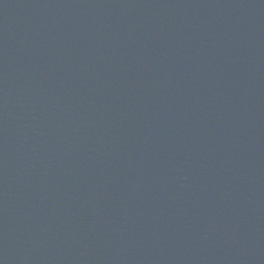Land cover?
Here are the masks:
<instances>
[{
	"label": "water",
	"instance_id": "95a60500",
	"mask_svg": "<svg viewBox=\"0 0 264 264\" xmlns=\"http://www.w3.org/2000/svg\"><path fill=\"white\" fill-rule=\"evenodd\" d=\"M0 264H264V0H0Z\"/></svg>",
	"mask_w": 264,
	"mask_h": 264
}]
</instances>
